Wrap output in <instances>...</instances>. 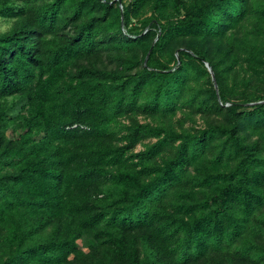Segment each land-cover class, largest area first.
<instances>
[{
	"label": "trees",
	"instance_id": "16d2710c",
	"mask_svg": "<svg viewBox=\"0 0 264 264\" xmlns=\"http://www.w3.org/2000/svg\"><path fill=\"white\" fill-rule=\"evenodd\" d=\"M251 17L0 0V264H264V44L222 45Z\"/></svg>",
	"mask_w": 264,
	"mask_h": 264
},
{
	"label": "rangeland",
	"instance_id": "374dc122",
	"mask_svg": "<svg viewBox=\"0 0 264 264\" xmlns=\"http://www.w3.org/2000/svg\"><path fill=\"white\" fill-rule=\"evenodd\" d=\"M255 4H264V0H253ZM146 16H148L146 14ZM15 22L11 20H4L0 18V34H4L8 31H10ZM264 19L260 17H251L248 21L245 23L241 24L238 28L234 29L231 31L229 34L226 35L223 41V46L226 45V42L230 39V37H235V38H242V37H247L251 40H254L257 43H263L264 44ZM137 120L139 123L144 124V123H150L153 125H156L160 121H154L151 119H144L142 117H138ZM123 122L128 123V121L124 120ZM171 124L174 126V128L179 129H190V128H198L203 126V121L198 117H192L191 120L188 119H183L182 118V113H178L176 117L173 118L171 121ZM8 137H10V133H7ZM155 140H149V141H144L143 143L138 144L133 151V153H138L144 149L145 145H150L153 144ZM81 246V244H79ZM86 250V249H85Z\"/></svg>",
	"mask_w": 264,
	"mask_h": 264
},
{
	"label": "water",
	"instance_id": "95a60500",
	"mask_svg": "<svg viewBox=\"0 0 264 264\" xmlns=\"http://www.w3.org/2000/svg\"><path fill=\"white\" fill-rule=\"evenodd\" d=\"M118 1H120V0H118ZM205 66L207 67V70H208L209 73L211 74V76H212V80L214 81V76H213V74H212V72H211V68L208 66V64H205ZM215 89H217L216 85H215Z\"/></svg>",
	"mask_w": 264,
	"mask_h": 264
}]
</instances>
